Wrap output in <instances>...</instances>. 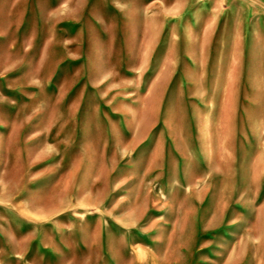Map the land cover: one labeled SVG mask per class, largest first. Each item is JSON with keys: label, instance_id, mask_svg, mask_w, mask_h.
<instances>
[{"label": "rangeland", "instance_id": "1", "mask_svg": "<svg viewBox=\"0 0 264 264\" xmlns=\"http://www.w3.org/2000/svg\"><path fill=\"white\" fill-rule=\"evenodd\" d=\"M0 264H264V0H0Z\"/></svg>", "mask_w": 264, "mask_h": 264}]
</instances>
